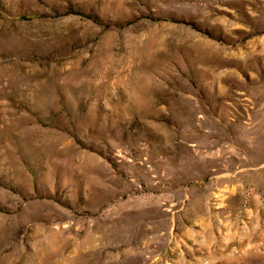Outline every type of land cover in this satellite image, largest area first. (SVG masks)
Listing matches in <instances>:
<instances>
[{"label":"rangeland","instance_id":"obj_1","mask_svg":"<svg viewBox=\"0 0 264 264\" xmlns=\"http://www.w3.org/2000/svg\"><path fill=\"white\" fill-rule=\"evenodd\" d=\"M0 264H264V0H0Z\"/></svg>","mask_w":264,"mask_h":264}]
</instances>
